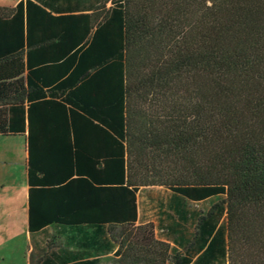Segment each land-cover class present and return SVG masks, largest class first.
<instances>
[{
	"label": "trees",
	"instance_id": "16d2710c",
	"mask_svg": "<svg viewBox=\"0 0 264 264\" xmlns=\"http://www.w3.org/2000/svg\"><path fill=\"white\" fill-rule=\"evenodd\" d=\"M0 135L24 137L30 237L113 252L75 264H264V0L0 6ZM155 185L185 253L136 223ZM46 243L34 264L63 261Z\"/></svg>",
	"mask_w": 264,
	"mask_h": 264
},
{
	"label": "rangeland",
	"instance_id": "374dc122",
	"mask_svg": "<svg viewBox=\"0 0 264 264\" xmlns=\"http://www.w3.org/2000/svg\"><path fill=\"white\" fill-rule=\"evenodd\" d=\"M11 2L12 0H0V4H10ZM24 150L23 136L0 135V264H34L43 253L40 247L46 242L48 251L64 249V245H68V247L81 245L79 242L76 244L70 242L63 237L61 230H55L54 227L49 228L45 233L40 232L33 238L30 237L27 230L26 203L24 201L25 178L21 176L24 167ZM144 172L138 166L137 175L140 179L144 178ZM151 187L147 188V191H151L152 195L157 198L156 205L153 204L152 207L144 202V193H146L144 188H139L140 208L145 210L146 206L149 207L146 219L161 226L168 223L172 225L175 220L174 213L167 206L169 200H172L171 192L162 186ZM219 198L202 203L189 202L188 211H205L211 203ZM190 222V219L185 222L186 233L190 230ZM78 254L80 257H91L99 253L83 251Z\"/></svg>",
	"mask_w": 264,
	"mask_h": 264
},
{
	"label": "crops",
	"instance_id": "0c3cea01",
	"mask_svg": "<svg viewBox=\"0 0 264 264\" xmlns=\"http://www.w3.org/2000/svg\"><path fill=\"white\" fill-rule=\"evenodd\" d=\"M19 1L20 0H12V2L10 4L9 3L0 4V6H11V7H13ZM24 153H25V158H24V163H23L24 167H23V172H22L21 176H23L25 178L24 201L26 203V217L28 218V189H29V185L27 182V173H26V169H25V160H26V156H27L25 150H24ZM150 187H145L143 189L146 192V193H144L145 194V199H144L145 201L144 202L146 205H149L150 207H152V206H154L153 204L157 203V198L152 195L151 191H147V188H150ZM139 194H140V190H139L138 195H137V213H138V216H137V222L136 223L137 224H145V223L152 222V221L146 219L148 216L149 207L146 206L145 210L140 208ZM171 199L173 201H175L174 197H171ZM172 200H169L170 202L168 203L167 206L174 213L175 211L170 206L171 205L170 203ZM176 201H177V199H176ZM173 216L175 217V220H174V223L172 225H170L168 223L167 225L161 226L160 224L153 223L155 236L159 240L168 242L170 244L173 252L181 251V252L185 253V251L183 249V245L186 244L189 240H191L192 233H193L192 230H193L194 224L190 222V224H191L190 230L188 233H186V231H185L186 224L184 223L185 222L184 218L182 217L181 220L178 219V216L175 213ZM49 228L50 227H47L45 230L48 231ZM63 237L65 238V236H63ZM40 248L42 251L44 250L43 247H40ZM83 251H85L87 253H90V252L93 253V250H91V249L84 250V249H78L77 247H68L67 245H64V249H57L55 251V253L58 255V257L60 259L63 258V261H61L57 264H75V263L82 261V260L93 259V258H97V257H107V256H111L113 254V252L111 250V252H107L105 254H104V252L103 253L101 252L100 256H97V255H94L91 257H80V256L75 257L74 256V254H77L78 252H83ZM188 254L192 257V262L190 264H203L199 261H196L197 258L200 256L201 252H194L193 251V252H188Z\"/></svg>",
	"mask_w": 264,
	"mask_h": 264
}]
</instances>
